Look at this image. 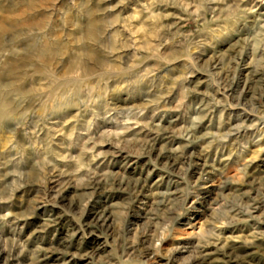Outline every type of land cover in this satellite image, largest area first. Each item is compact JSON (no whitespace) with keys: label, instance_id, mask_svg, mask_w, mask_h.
<instances>
[{"label":"clouds","instance_id":"clouds-1","mask_svg":"<svg viewBox=\"0 0 264 264\" xmlns=\"http://www.w3.org/2000/svg\"><path fill=\"white\" fill-rule=\"evenodd\" d=\"M135 4L26 0L22 18L5 17L0 203L30 189L32 214L71 190L79 218L95 199L94 221L77 229L91 239L85 264H209L217 233L264 202V181L194 160L239 150L244 171L249 145L264 141V0ZM133 12L156 34L151 48L127 27ZM233 67L250 69L243 89L227 75ZM169 114L175 129L161 123Z\"/></svg>","mask_w":264,"mask_h":264},{"label":"rangeland","instance_id":"rangeland-1","mask_svg":"<svg viewBox=\"0 0 264 264\" xmlns=\"http://www.w3.org/2000/svg\"><path fill=\"white\" fill-rule=\"evenodd\" d=\"M130 5L135 7V0H130ZM25 12L26 0H0V36L8 27L5 17L15 23L23 17ZM138 18L139 13L133 12L127 27L134 29L132 34L137 39L146 41L145 45H141L142 48H151L156 34L148 32L146 24L137 23ZM228 51L227 49L224 51L225 60L228 59ZM249 71L250 69L233 67L227 75L234 76L235 84H239L243 89L244 84L248 82ZM229 112L231 109L224 113L225 118L228 117ZM218 120L219 114L217 113L213 124L218 123ZM161 123L164 127H168L170 123L173 129L177 127L175 117L171 114L165 116ZM201 127L203 128L204 125ZM6 142L0 140V148ZM200 148L201 145H191L187 151H199ZM249 148L250 150L244 156V159L249 162V167L244 171H241L239 150H237V154L230 155L231 149H229L223 155H219L213 147L206 157L194 158V160L201 165L214 164L217 171L227 165L234 172L241 173L236 177V181L250 180L251 176L248 174L264 181V141H260L259 144H250ZM37 195L30 189H21L17 191L13 201L0 203V216L8 215L7 221L0 220V264H85L81 260V254L89 250L91 239L77 229L81 223L94 221L96 212L99 211V207L93 208L95 199L92 203L85 205L84 214L79 218L77 217L78 203L72 204L71 207L68 206L69 201L75 195L71 190L57 198L56 203L44 202L35 209L34 213L27 214L28 202L36 199ZM53 195L55 194L53 193ZM252 195L255 196V192ZM21 197H23V204ZM110 202L118 203L119 201L111 200ZM245 202L248 201L245 200ZM262 208H264V202L257 201L255 212L249 208V212H252L251 217L241 214L239 217H235L236 224L232 227L222 228L217 233L219 243L213 242L205 249V252L211 256L209 264H264V212L261 211ZM224 211L227 212V209ZM22 214H25L24 217L18 219ZM45 221H49V223L45 225ZM200 231H204L203 221L200 224ZM71 233H75V235L72 237L71 245L66 247L64 241ZM190 235L189 232L188 236ZM161 236H164L163 232ZM187 238L185 235H180L175 239L184 241ZM81 240H83V244H81ZM173 247L174 245L167 238L157 241V248L166 249L162 254L165 257Z\"/></svg>","mask_w":264,"mask_h":264}]
</instances>
